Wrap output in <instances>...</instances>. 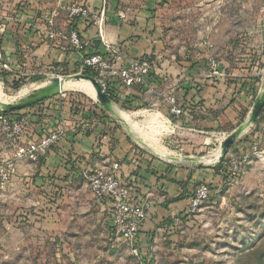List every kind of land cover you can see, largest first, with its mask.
I'll list each match as a JSON object with an SVG mask.
<instances>
[{
    "label": "rangeland",
    "instance_id": "374dc122",
    "mask_svg": "<svg viewBox=\"0 0 264 264\" xmlns=\"http://www.w3.org/2000/svg\"><path fill=\"white\" fill-rule=\"evenodd\" d=\"M42 1L48 11L60 2ZM121 4L127 20L147 8L156 22L154 44L162 54L161 63L173 67L169 77L176 84L208 80L209 74L219 85L215 92L219 101L227 96L230 104L236 93L247 98H243L238 123L222 128L220 135L213 134L214 139L219 138L215 152L219 154L221 138L247 120L264 86V0H121ZM60 17L65 15L54 19V30L63 34L56 25ZM154 57L144 56L151 70L156 67L151 64ZM210 58L218 64L215 72L208 64ZM39 72L31 78L18 74L5 82L0 79V88L8 96L26 88L29 95L55 75L68 78L79 73L57 67H42ZM89 75L96 77L94 72ZM185 89L182 86V91ZM62 92L69 101L100 104L76 88H63ZM44 100L48 98L19 109L24 110L21 115L41 117L33 108ZM113 103L131 116L139 136L159 125L158 145L171 146L173 151L183 146V155L191 153L188 135H175L156 108H123ZM10 112L0 113V119ZM110 118L118 129L125 130L122 121L113 114ZM258 119L264 120V116L259 114ZM7 140L0 130V143ZM263 146L253 142L228 156L231 161L226 156L219 172L221 180L207 184L209 195L193 208L190 201L196 189L206 183L194 187L181 213L157 218L150 239L142 238L140 244L138 238L137 252L113 232L109 212L94 202L82 176L65 182L43 180L35 161H30L29 171L27 165L18 168L15 163L14 173L0 190V264H264ZM243 156H247L244 170L233 176L230 162Z\"/></svg>",
    "mask_w": 264,
    "mask_h": 264
},
{
    "label": "crops",
    "instance_id": "0c3cea01",
    "mask_svg": "<svg viewBox=\"0 0 264 264\" xmlns=\"http://www.w3.org/2000/svg\"><path fill=\"white\" fill-rule=\"evenodd\" d=\"M83 1L95 14L94 20L81 19L71 25L65 17H60L56 20V25L63 34L49 39L46 36L48 10H45L48 5L42 3V0H2L0 79L8 81L18 74L31 78L36 73L40 74L42 67L78 70L84 52L70 45L66 32L71 27L76 28L83 38L91 40L89 52L107 54L110 47L114 49L120 55L118 66H124L136 58H144L145 55H155L151 64L156 67L152 70L147 88H128L118 84L115 79L108 80V84L121 98L127 97L129 103L119 102L134 109L152 106L156 108L160 119L170 124L175 135L186 133L187 147L191 151L189 154L183 155V146L173 151L171 146L158 145V140L152 144L150 139L148 141L139 136L130 125L124 131L118 129L115 121L110 118V113L101 111L99 103L86 106L82 100L69 101L59 94L33 108L36 114L42 115L39 118L33 114L31 118H27V115L23 117L21 114L24 110H15L11 115L22 120L25 125L20 142L38 140L57 129L62 131L59 140L33 162L43 180L65 182L72 180V177L84 178V171L94 168L109 169L113 162H118L121 178L133 184V195L145 204L147 218L139 231V243L142 244V238L150 239V230L155 227L157 218L161 220V217L179 214L184 210L194 187L221 180L219 172L228 156L241 152V149L248 148L253 142L263 146L264 138H260V134L264 136V120L257 117L254 123L248 124L246 130L231 144L233 150L226 153L220 162L222 168L217 173L213 162L218 161L220 154L218 151L215 153L219 138L216 136L214 139L213 134L220 135L223 133L220 130L238 123L240 110L247 98L236 93V98L230 104L227 96L226 100L221 98L219 101L215 93L219 85L211 81L209 74L208 80L203 79L202 82L196 79L192 82L185 81L182 86L187 89L182 91L181 84H176L175 79L169 77V73H173V67L168 68L164 64L166 61L161 63L162 54L154 44L156 22L150 18L147 8L128 16L131 19L127 20L121 9V0ZM171 95L182 105L183 112L179 116L170 112L167 98ZM260 114L264 116V106ZM218 126L224 127L217 129ZM154 127L161 128L159 125ZM257 128L262 132L259 133ZM148 131L150 130L141 133L147 134ZM221 139L223 141L225 138ZM262 149L264 150V146ZM14 151V142L7 140L0 143V158H12ZM171 152L174 154H170ZM15 163L18 168L27 165V171L32 166L28 160H15ZM102 206L108 213L109 205L104 203Z\"/></svg>",
    "mask_w": 264,
    "mask_h": 264
},
{
    "label": "built area",
    "instance_id": "2783aa9c",
    "mask_svg": "<svg viewBox=\"0 0 264 264\" xmlns=\"http://www.w3.org/2000/svg\"><path fill=\"white\" fill-rule=\"evenodd\" d=\"M0 0V24L2 20ZM64 14L69 24L85 19L94 20L95 14L92 13L86 2L83 0H61L55 8H51L47 14L46 36L49 39L61 37V32L54 30V19L60 14ZM70 45L78 51L84 52L82 62L79 66V73L83 69H89L96 73V80L105 91L110 88L108 80L115 79L118 84L125 87L143 86L148 87L149 78L152 70L150 63L143 57L136 58L127 62L124 66H118L120 58L114 49L109 48L107 54L99 52H89L91 40L83 38L79 31L71 27L68 33ZM212 72L218 68L216 60L210 58L209 63ZM65 97L62 90L58 93ZM169 109L174 116L182 114L180 105L174 95L169 96ZM74 110V109H73ZM8 114L0 119V130L4 136L14 142L15 151L12 158H0V190L11 178L14 173L15 160L37 161L39 155L55 144L61 134V129H57L47 135L41 136L38 140H28L20 142L25 132V125L22 120H18ZM246 157L243 156L237 161L230 162L229 171L233 176L240 174L246 165ZM120 165L113 162L109 169L94 168L83 172V177L89 187L94 202L98 205L107 203L109 205V216L112 222L113 232L121 239L131 245L133 250H138L139 230L142 223L147 218V211L144 203L134 201L131 187L124 182L119 174ZM210 193L207 184H201L195 191L190 201L194 208L201 203Z\"/></svg>",
    "mask_w": 264,
    "mask_h": 264
},
{
    "label": "water",
    "instance_id": "95a60500",
    "mask_svg": "<svg viewBox=\"0 0 264 264\" xmlns=\"http://www.w3.org/2000/svg\"><path fill=\"white\" fill-rule=\"evenodd\" d=\"M68 78H73V79H85V80H89L91 82V84L93 85L95 92H96V98L97 101L100 102V105L110 114H113L116 119L120 120L117 115L115 114L114 110H113V104L112 101L109 99V97L107 96V94L105 93V91L102 89L101 85L99 84V82L96 80L95 77L89 75V74H82V73H76ZM66 78H62L58 75H55L53 78H51L50 80L53 81L54 83H62ZM264 87V86H263ZM62 90L61 88H58L56 90H50V91H33L31 94H27L25 98L21 99L20 101H18L17 103H10L2 108H0V113H6V112H10V111H15V110H19L22 109L25 106H30L33 105L35 103H38L40 101H42L43 99L49 98L51 96L57 95L60 91ZM264 106V91L262 89L261 94H259V96H257L254 106L251 110V113L249 114L250 118H251V122L254 123L257 119V117L260 114V111L262 109V107ZM248 116V117H249ZM121 121V120H120ZM246 122V121H244ZM240 123L230 134H228V136L221 142V148H220V154L218 156V161L216 163H220L222 162V160L224 159L228 148L231 146V144L233 143V141L244 131L246 130L248 124H252L247 122L246 124V128L244 130L243 129V123ZM190 160H195V158H188Z\"/></svg>",
    "mask_w": 264,
    "mask_h": 264
},
{
    "label": "bare ground",
    "instance_id": "6f19581e",
    "mask_svg": "<svg viewBox=\"0 0 264 264\" xmlns=\"http://www.w3.org/2000/svg\"><path fill=\"white\" fill-rule=\"evenodd\" d=\"M78 80H85V79H78ZM78 80L73 79V78H66L62 83H58V82L54 83L53 81L48 80V81H46L40 85H37L34 88V90L37 88V90H35V91L41 92V91L56 90V89L61 88V87H62V89L63 88H67V89L68 88H76V89L84 92L88 96H90L92 98H96V92H95V89H94L93 85L91 84V82L89 80L79 82ZM263 91H264V87H263ZM26 93H27V89L23 88L16 95L8 96V95L4 94L0 88V108L4 107L10 103H17L18 101H20L21 99L26 97V95H27ZM23 95H24V97H23ZM113 110H114L115 114L117 115V117L123 122V124L125 125V127L127 129L129 128L128 127L129 125L131 127H133L132 126V120L130 119L129 114H127L124 111L118 110L114 105H113ZM247 122L252 123L250 116L247 118L246 122L243 123V129L242 130H244L246 128ZM134 127H135V124H134ZM152 128L153 129L148 131L147 134H145V133H143V134L141 133V134L147 140L150 139V142H152V144H153V142L156 140L155 136L159 132L160 129L157 127H152Z\"/></svg>",
    "mask_w": 264,
    "mask_h": 264
},
{
    "label": "trees",
    "instance_id": "16d2710c",
    "mask_svg": "<svg viewBox=\"0 0 264 264\" xmlns=\"http://www.w3.org/2000/svg\"><path fill=\"white\" fill-rule=\"evenodd\" d=\"M75 70H76V69H75ZM76 71L79 72V68H78V70H76ZM91 72H94V71L89 70V69H83V70H81V73H83V74H90ZM94 73H95V72H94ZM95 74H96V73H95ZM36 78H38V76H37ZM2 81L5 82L6 80L2 79ZM11 82H15V80H13V81H11ZM105 93L107 94V96L109 97V99H110L111 101L120 104L121 107H123V108H124V107H125V108H126V107H129V106L125 105L124 103L119 102V101L121 100V101H124L125 103H129L127 97H125V98H121L118 94H116V92H114V91L112 90L111 87H110L109 89L105 90ZM130 107H131V106H130ZM71 109L73 110L72 107H71ZM102 110H103V111H106L104 108L101 107V111H102ZM12 113H13V111L10 112V114H12ZM241 120H242V119H241ZM214 168L217 169V170L219 171V170L222 168V163L215 165ZM124 182L127 183L129 186H131V188H133V184H132V183H130V182H126L125 180H124ZM133 190H134V188H133ZM133 196H134V195H133ZM134 201H137V202H139V203H143L142 201L139 200L138 197H135V196H134ZM139 231H140V230H139Z\"/></svg>",
    "mask_w": 264,
    "mask_h": 264
}]
</instances>
